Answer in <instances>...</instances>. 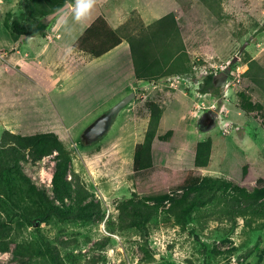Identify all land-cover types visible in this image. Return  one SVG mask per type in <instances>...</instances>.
Returning <instances> with one entry per match:
<instances>
[{"label": "rangeland", "instance_id": "1", "mask_svg": "<svg viewBox=\"0 0 264 264\" xmlns=\"http://www.w3.org/2000/svg\"><path fill=\"white\" fill-rule=\"evenodd\" d=\"M28 3L0 0V142L7 130H57L71 160L56 198L57 151L38 155L13 137L0 145L12 161L0 170V264H56L45 240L64 264H264V0H97L82 22L58 9L42 17L45 34L17 37L10 20H38ZM171 11L180 36L154 35L148 26ZM100 14L120 26L133 16L134 32L167 54L162 74L139 79L116 52L77 48ZM209 73L218 83L203 92ZM132 91L110 131L89 142L86 129ZM244 97L263 108L244 110ZM148 100L163 116L154 166L137 174ZM204 112L215 117L200 125ZM202 140L212 143L207 166L195 163ZM50 203L56 211L40 220Z\"/></svg>", "mask_w": 264, "mask_h": 264}, {"label": "trees", "instance_id": "2", "mask_svg": "<svg viewBox=\"0 0 264 264\" xmlns=\"http://www.w3.org/2000/svg\"><path fill=\"white\" fill-rule=\"evenodd\" d=\"M74 1L75 0H29L27 6L29 13L35 18L38 17V20L29 23L21 21L18 17H14L12 20L9 19L10 28L17 37L43 35L46 33L49 24L42 17L60 9L66 3ZM132 19L133 16L121 26L114 27L106 16L100 14L85 28L74 45L97 58L109 52L126 39L130 43L136 76L144 80L153 79L163 72V67L160 66L161 60L159 55L166 57L167 54L161 52L158 48L157 51H155V48L153 49L152 47L153 43L150 42L146 34L141 36L136 34L130 27L133 23ZM148 28L154 35L163 39H170L173 36H180L181 34L177 16L173 11L158 18L155 22L151 23ZM216 75L215 73L207 74L203 84L200 86V90L203 92L214 90L218 83ZM147 106L151 112L149 128L146 131L144 140L136 144L134 153V170L137 174L154 166L153 144L163 116V108L158 102L148 100ZM242 108L246 111H254L262 109L263 105L260 102H254L249 97H244ZM171 133L172 130H169L165 136L161 137L167 138ZM7 137H13L15 145L28 148L38 155H49L57 151L56 169L53 174L54 193L56 198L63 197L65 188L64 183L70 165L71 152L65 146L60 135L54 130L30 134H15L7 130L4 132L0 145L5 144L9 140ZM211 152V140L199 141L196 154V165L207 166L210 161ZM6 163L11 164L12 161L0 155V170L6 168ZM1 165L4 166V168H2ZM19 172L23 174L21 170H19ZM22 174L21 177H24ZM187 180L188 183L193 182L195 181V177L190 176ZM32 191L36 193L34 187ZM37 194H40V192H37ZM140 208L141 206H136V209L139 210ZM55 211L56 206L50 203L46 208V214L42 216L40 220H45L47 215ZM142 226L145 227L144 222ZM44 243L48 254L51 255L54 262L56 264H64L62 256L57 250V245L50 240H45Z\"/></svg>", "mask_w": 264, "mask_h": 264}, {"label": "water", "instance_id": "3", "mask_svg": "<svg viewBox=\"0 0 264 264\" xmlns=\"http://www.w3.org/2000/svg\"><path fill=\"white\" fill-rule=\"evenodd\" d=\"M135 96L136 92L132 91L131 93L123 97L118 103L112 106L109 111H107L105 114L100 116L95 122H93L85 131V136L87 137L89 142H96L105 134H107L110 131L118 113L125 106H127L135 98Z\"/></svg>", "mask_w": 264, "mask_h": 264}, {"label": "clouds", "instance_id": "4", "mask_svg": "<svg viewBox=\"0 0 264 264\" xmlns=\"http://www.w3.org/2000/svg\"><path fill=\"white\" fill-rule=\"evenodd\" d=\"M96 3L97 0H75L74 4L66 3L63 8L57 11L56 15L61 16L62 14L71 11L73 20L76 22H82L90 15ZM62 23L67 24V19H64Z\"/></svg>", "mask_w": 264, "mask_h": 264}, {"label": "crops", "instance_id": "5", "mask_svg": "<svg viewBox=\"0 0 264 264\" xmlns=\"http://www.w3.org/2000/svg\"><path fill=\"white\" fill-rule=\"evenodd\" d=\"M98 16V15H97ZM96 16V17H97ZM95 17V18H96ZM94 18V19H95ZM94 19H92L91 21H90V23L87 25V26H89L90 24H91V22L94 20ZM114 27H119L120 25H118V24H116V23H112V22H110ZM86 26V27H87ZM129 47V50H130V54H131V49H130V43H129V41L128 40H124L122 43H120L119 45H117L115 48H113L112 50H110L109 52H107V53H105L104 55H102V56H100V57H98V59H104V58H106L109 54H114L115 52L116 53H118L119 51L118 50H120V48H126V47ZM131 57H132V55H131ZM132 59V58H131ZM133 62V61H132ZM133 65V70H131V68H130V70L132 71V72H135V70H134V64H132ZM134 74V73H133ZM49 131V130H48ZM59 135H61L60 134V132L59 131H57V130H55ZM155 141V140H154ZM153 147H154V144H153ZM154 149V148H153ZM154 151V150H153Z\"/></svg>", "mask_w": 264, "mask_h": 264}, {"label": "bare ground", "instance_id": "6", "mask_svg": "<svg viewBox=\"0 0 264 264\" xmlns=\"http://www.w3.org/2000/svg\"><path fill=\"white\" fill-rule=\"evenodd\" d=\"M117 54L119 56L118 60L124 62L126 67L129 65L131 70H133L132 60L130 63L131 55H130L129 47L127 46L126 48H122L121 53L118 52Z\"/></svg>", "mask_w": 264, "mask_h": 264}, {"label": "flooded vegetation", "instance_id": "7", "mask_svg": "<svg viewBox=\"0 0 264 264\" xmlns=\"http://www.w3.org/2000/svg\"><path fill=\"white\" fill-rule=\"evenodd\" d=\"M218 77H224V74H220V76ZM215 117V113L214 112H204L201 117L199 118V123L200 125H204L208 122V120H212Z\"/></svg>", "mask_w": 264, "mask_h": 264}]
</instances>
